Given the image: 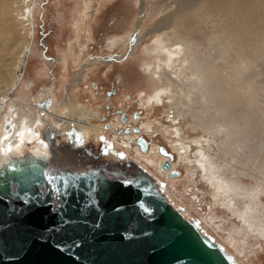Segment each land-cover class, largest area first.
Segmentation results:
<instances>
[{
	"label": "bare ground",
	"instance_id": "obj_1",
	"mask_svg": "<svg viewBox=\"0 0 264 264\" xmlns=\"http://www.w3.org/2000/svg\"><path fill=\"white\" fill-rule=\"evenodd\" d=\"M36 1L0 0V39L14 41L9 48L8 61L3 55L6 48L0 47L1 162L6 161L9 154L23 155L24 147H28L35 155L49 153L46 142L40 138L37 128L45 121L41 114L50 118L57 133L64 138L73 137L69 136V133L80 134L79 136L84 139L89 137L98 139L101 136L100 133L92 129H83L77 126L79 124L87 125L88 122L82 123L83 119L81 118L85 111L79 110L78 115L74 116L73 110L66 109L63 101L51 111L47 110L48 107H39V102L30 103L12 98V94L20 84L22 85L27 62L33 53ZM94 2V0H81L83 6L79 17L80 24H82L81 31L88 32L87 27L83 30L82 26L87 23L85 17L88 12L92 13ZM196 4L201 5H196L197 7L189 12H186L189 10L186 6H179L145 33L147 35L151 30L155 33L150 38L151 42L148 48L149 53L154 57L146 65L153 78L158 82H161L162 78L166 81V84L155 88L153 96L150 97L151 102L149 99L147 101L156 103L159 94H166L169 102H177L179 106L176 107L177 116L189 115L197 121L196 127L193 129L202 128V131L207 133L209 141L214 140L218 135L223 137L216 141L220 152L226 153L224 157H220L223 163L216 162V154L211 153L209 148L198 146L195 151V165L198 167L200 177L202 175L201 178L211 184L215 202L234 213L250 231L263 237L264 217L258 215L256 207L258 204L254 202V199L259 196L260 192L264 193V177L258 175V169L254 171L246 169L247 162L251 161L253 157H257L255 149L258 148V144L251 142V145L242 146L244 134L242 136L241 131L249 122L251 124V121L258 118V104L253 96L257 92L255 74L247 75V70L254 66L258 52L264 50V16L262 14L264 0H204L198 1ZM258 26L261 27L259 32ZM85 39L87 36L83 40H75L81 51L85 46ZM138 39L140 42L141 38L139 37L131 42V50L139 43ZM17 40L19 41L16 42ZM231 50L236 53L232 62L229 60ZM112 59L113 56L87 60L83 66H78L74 82H80L84 78L89 66L97 65L102 60L108 62ZM217 60H220V63H217ZM64 64H67V60L64 61ZM75 87H77L76 84ZM69 98L71 99V96L67 93L66 99L70 100ZM65 103L66 100H64ZM59 105L60 107H58ZM234 106L238 108L237 113H229V109ZM142 126L143 129L140 130L139 127V131H129L125 137L135 141L140 134L151 138L159 133L165 137L174 152L179 154V152L189 149L188 144L184 145L185 141L178 139L177 128L163 129V127L159 128L155 123L150 122ZM19 132H23L24 135L19 136ZM4 137H8V139L5 140ZM26 142H32V144L29 145ZM121 143L124 145L116 142L122 149L127 150L129 147L133 150L131 156L135 162L141 161L139 164L154 176L169 200L175 207H178V204L168 194L166 186H162L158 176V174L161 176L165 174L170 181H176L175 179L182 175L179 171L177 177L169 176L171 170H176L174 158L170 160V168L164 170L161 165L168 157L159 152V146L155 143L148 144L147 141L146 151H142L138 144H127L125 140ZM107 155L111 156V154ZM125 155L129 157V155ZM262 163L260 171L264 172V158ZM236 164L239 165L240 173L256 177L254 178L257 181L256 184L250 188L242 186L236 179L238 178L234 168ZM148 165L155 167L158 173L151 172ZM193 175H195L194 172L191 173V176ZM173 181L171 182L173 183ZM183 214L187 218L191 217L187 211L183 210ZM199 222L206 232L211 233L236 260L244 264L239 259L240 256L232 250L233 248L240 252L239 247H236V239L231 233L226 235V242H224L208 231L200 219Z\"/></svg>",
	"mask_w": 264,
	"mask_h": 264
},
{
	"label": "rangeland",
	"instance_id": "obj_2",
	"mask_svg": "<svg viewBox=\"0 0 264 264\" xmlns=\"http://www.w3.org/2000/svg\"><path fill=\"white\" fill-rule=\"evenodd\" d=\"M94 1L92 13L88 12L85 17L87 23L82 26L83 30L87 27L88 32L81 31L82 24H80L79 18L83 7L81 0L36 1L33 53L27 62L22 85L20 84L12 94L13 100L36 103L50 97L51 103L47 110L53 111L56 105L62 101L66 109L73 110L74 116L78 115L79 110H84L86 113L80 115L83 119L82 123H88L77 126L83 129H92L101 134L98 139L85 138L90 140L86 144L98 149V141L104 139L106 144L118 151L122 157H127L125 155L127 154L128 158L133 161H135L131 156L133 150L129 147L127 150L120 148L113 140L115 135L105 129L107 124H110L111 130L115 126H124L120 122L119 109L126 115H132L134 111H139L140 118L138 117L139 120L133 123L137 126L147 125L150 122L155 123L159 128L163 127V129L177 128L178 139L185 141L184 145H189V149L179 152V154L169 147L167 140L161 134L158 133L151 138L146 136L147 140H150L149 144L164 145L167 151L173 153L175 168L182 173L177 177L178 179H175L176 181L171 180L173 183L166 178L165 174L162 176L158 174L162 186H166L168 194L179 208L187 211L192 218L198 221L200 219L208 231H211L220 240L226 242V235L231 233L235 237L236 247H239L241 253L233 248L232 250L240 256L239 259L244 264H264V236L250 231L234 213L215 202L211 184L202 179V175L200 177L198 167L195 165V151L198 146L209 148L211 153L216 154V162L223 163L220 157H224L226 153L220 152L216 145V141L222 136H215L214 140L209 141L207 133L202 131V128L193 129L197 124L195 119L189 115L184 117L176 115V107L179 106L177 102H169L166 94H159L156 103H149L155 88L166 84V81L162 78L161 82H158L152 77L151 71L146 65L154 57L149 53L148 48L151 42L150 38L155 33L153 30L149 31L150 33L148 32L147 35L145 33L179 6H186L189 9L186 12H189L201 5H197L196 2L204 0H187V3L186 0ZM262 14L264 16V9ZM260 28L258 26V32L261 30ZM85 36L87 39H85V46L81 51L76 41L83 40ZM136 37L141 38V41L139 42L138 39L139 43L131 50V42ZM13 43L14 41L0 39V47L6 48L3 53L6 61L9 59V48ZM82 54L83 56H81ZM230 54L229 60L232 62L236 53L231 50ZM110 56H113L112 61L102 60L98 64L96 63L97 65L89 66L84 78L80 82H74L78 66H83L87 60L93 58H108ZM64 58L67 60V64H64ZM216 62L220 63V60ZM250 74H255L257 92L253 96L258 104V118L251 121V124L249 122L242 129L241 135L244 134V141L241 144L242 146L251 145V142L258 144L257 150L255 149V156L258 158L253 157L251 161H248L246 169L249 171L258 169V175L264 177V172L260 171L264 158V50L258 52L254 66L247 70V75ZM107 92L110 95H107ZM67 93L71 96L70 100L66 99ZM148 99L149 101H147ZM64 100H66L65 104ZM72 104L74 105L72 106ZM5 109L7 111V108ZM237 110V106L236 108L234 106L229 109V113L236 114ZM43 117L51 121L45 115ZM77 126L69 127L78 128ZM59 150L55 149L53 152L55 154L60 152V157L65 159L68 149L64 146ZM234 168L238 177L236 179L242 186L250 188L256 184L257 181L254 180L256 177L240 173L238 164ZM149 169L153 173L157 172L153 166ZM192 172L195 175L191 176ZM258 197L254 199V202L258 204L256 206L258 215L263 218L264 193L260 192Z\"/></svg>",
	"mask_w": 264,
	"mask_h": 264
},
{
	"label": "water",
	"instance_id": "obj_3",
	"mask_svg": "<svg viewBox=\"0 0 264 264\" xmlns=\"http://www.w3.org/2000/svg\"><path fill=\"white\" fill-rule=\"evenodd\" d=\"M50 103L48 97L38 106ZM44 124L37 128L47 155L24 147L23 155L0 161V264H241L198 220L185 217L139 163L116 160L106 143L98 141L94 149L86 144L90 140L78 135L76 143L50 121ZM66 143L76 150L66 147L65 159L73 168L61 170L50 185L48 167L61 155L53 151ZM136 143L147 150L143 136ZM158 150L168 157L161 165L168 170L174 155L164 145ZM60 176L69 181L67 187ZM126 181L133 183L125 186ZM90 197L94 205L86 202ZM145 206L151 215H145Z\"/></svg>",
	"mask_w": 264,
	"mask_h": 264
},
{
	"label": "flooded vegetation",
	"instance_id": "obj_4",
	"mask_svg": "<svg viewBox=\"0 0 264 264\" xmlns=\"http://www.w3.org/2000/svg\"><path fill=\"white\" fill-rule=\"evenodd\" d=\"M109 93L107 92V95H108ZM110 95V94H109ZM121 111V112H120ZM118 113H120V122L124 125V126H119V127H112V130L110 129V124H107V126L105 127V129L106 130H108L109 132H112L115 136H114V138L116 139H113V140H115L116 142H119L120 144H122L121 143V141H123V140H125V141H127V144H129V143H131V144H137L136 143V140L134 141V139H129L128 137H125V135H126V133H128L129 131L130 132H132L133 131V127L134 126H137V125H134L133 123L136 121V120H139V118H140V114H139V111H134L133 113H132V115H126L122 110H118ZM123 113V114H122ZM137 113V117H134V114H136ZM85 114V113H84ZM122 117L124 118V120H122ZM139 117V118H138ZM51 122V121H50ZM45 125V124H44ZM45 127H47V126H45ZM138 127H140V130H141V128L143 129V127H142V125H139ZM110 129V130H109ZM127 130V131H126ZM140 135H142L143 137H145L146 138V136H145V134H140ZM136 139H137V137H136ZM146 140H147V138H146ZM148 141V144H149V142H150V140H147ZM105 144L106 143V141L104 140V139H100L99 140V144ZM107 145V144H106ZM122 145H124V144H122ZM65 146L67 147V148H69V150H72V151H76V150H74V149H72L71 147H70V145H68L67 143L65 144ZM108 147H110V146H108ZM114 150V149H113ZM115 154L118 156V157H114V158H118V159H116V160H123V161H128V160H130V161H132V162H134L135 163V161H133L132 159H130V158H128V157H122L121 156V154L118 152V151H116L115 150ZM121 157L122 158H124V159H121ZM165 161V160H164ZM137 163V162H136ZM170 164H171V161H170ZM70 168H73V167H70V164H69V162L66 160V159H62L61 157L59 158H56V159H53L52 160V162H51V164H50V166L48 167V172H49V176H52V175H56V174H58L61 170H66V169H68V170H71Z\"/></svg>",
	"mask_w": 264,
	"mask_h": 264
},
{
	"label": "snow or ice",
	"instance_id": "obj_5",
	"mask_svg": "<svg viewBox=\"0 0 264 264\" xmlns=\"http://www.w3.org/2000/svg\"><path fill=\"white\" fill-rule=\"evenodd\" d=\"M18 135H19V136H23L24 133H23V132H19ZM68 135H69V136H74V137H75V142H76V143H79L80 138H79L78 134H76V133H69ZM4 139L7 140L8 137H4ZM9 151H11V149H9ZM81 175H82V174H81ZM45 179L48 180V183L51 185V184H53V183L56 182L57 177H56L55 175H52V176H46ZM77 179H79V177H78ZM59 180H60L61 184H62V185H65L66 187H67V185L69 184V181H68L67 178L64 177V176H60V177H59ZM131 183H133V182H132V181H126V182H125V186H130ZM94 186H95V185H94ZM70 194H71V193H69V195H70ZM24 195L27 196V195H29V193H28L27 191H25V192H24ZM37 200H39V196H38V194H37ZM32 202H33V201H29L28 203L31 204ZM86 202H87L88 204H90V205H94V204H95V201H94L91 197L88 198ZM49 203H50V201H49ZM138 203H139V201H138ZM143 211H144L145 215H151V214H152V209H151V208H148V207H146V206L143 208ZM65 223H66V222H65ZM52 230H54V229H52ZM59 247H60V245H57V248H59Z\"/></svg>",
	"mask_w": 264,
	"mask_h": 264
}]
</instances>
